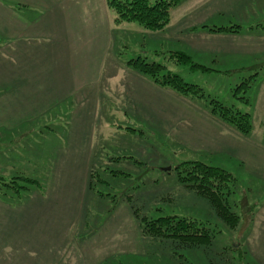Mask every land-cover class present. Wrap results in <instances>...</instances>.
Instances as JSON below:
<instances>
[{
	"label": "rangeland",
	"instance_id": "1",
	"mask_svg": "<svg viewBox=\"0 0 264 264\" xmlns=\"http://www.w3.org/2000/svg\"><path fill=\"white\" fill-rule=\"evenodd\" d=\"M187 1L162 31L117 26L109 54L117 69L97 112L89 113L92 103L68 99L43 120L19 122L0 91V264H264L255 241L264 233V0ZM188 9L211 28L241 26L238 38L178 30L174 16ZM174 52L212 71L177 65ZM139 57L198 85L206 98L136 88L130 76L137 72L127 62ZM255 74L245 104L234 89ZM212 99L250 113L252 132L238 134L213 116ZM89 115L93 122L81 127ZM240 137L248 145H239ZM197 161L236 178L227 198L239 218L235 229L180 182L178 167ZM167 216L207 225L212 245L180 248L143 233L141 217Z\"/></svg>",
	"mask_w": 264,
	"mask_h": 264
},
{
	"label": "crops",
	"instance_id": "2",
	"mask_svg": "<svg viewBox=\"0 0 264 264\" xmlns=\"http://www.w3.org/2000/svg\"><path fill=\"white\" fill-rule=\"evenodd\" d=\"M197 13L188 9L176 14L178 30L211 36L210 26L202 23ZM116 29L106 0H0V91L13 103L8 108L10 113H17L15 120H43L42 116L61 105L62 108L68 99L92 103L89 113L98 110L101 97L106 96L104 84L117 69L113 65L116 59L109 57ZM230 37L224 39L228 41ZM137 74L130 76L135 86L141 83L146 89H158L149 78ZM159 89L179 100L169 89ZM78 103L73 119L78 117ZM83 122L84 118L81 127L91 124L92 116ZM76 123L77 120L75 126ZM225 131L229 133L228 127ZM238 139L239 145H248V138ZM81 162L77 172L82 175L84 161ZM255 241L259 256L264 257V233Z\"/></svg>",
	"mask_w": 264,
	"mask_h": 264
},
{
	"label": "trees",
	"instance_id": "3",
	"mask_svg": "<svg viewBox=\"0 0 264 264\" xmlns=\"http://www.w3.org/2000/svg\"><path fill=\"white\" fill-rule=\"evenodd\" d=\"M184 0H106L108 9L114 15L115 25L123 23H138L149 31H162L171 22V13ZM212 32H227L236 34L241 26L209 27ZM170 56L177 65L189 66L192 70L212 71L203 65L195 63L190 56L183 52H174ZM128 67L146 76L159 87L169 89L178 95L195 98H206L204 91L198 85L187 83L183 78L159 63H149L144 58L131 59ZM258 74L251 75L234 89V96L247 104L245 93L251 88ZM236 92L241 93L239 96ZM211 114L224 123L231 125L238 133L249 135L253 130L252 116L248 112L227 107L217 100H211ZM179 180L187 188L206 198L216 211L220 220L230 228L235 229L239 218L230 209L227 202L232 194L231 185L236 178L227 170L210 166L203 162H184L179 167ZM94 175H92L93 179ZM31 181V179H26ZM37 183V181H33ZM92 184V180L91 183ZM91 189L93 187L89 186ZM140 217L137 209H134ZM143 233L156 238H169L178 243L181 248H209L213 243L214 233L207 225L186 218L167 216L154 220L140 218Z\"/></svg>",
	"mask_w": 264,
	"mask_h": 264
}]
</instances>
